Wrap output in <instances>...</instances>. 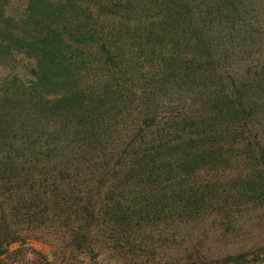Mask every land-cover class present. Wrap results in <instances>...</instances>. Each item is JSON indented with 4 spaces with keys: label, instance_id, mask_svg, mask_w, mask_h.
Masks as SVG:
<instances>
[{
    "label": "rangeland",
    "instance_id": "1",
    "mask_svg": "<svg viewBox=\"0 0 264 264\" xmlns=\"http://www.w3.org/2000/svg\"><path fill=\"white\" fill-rule=\"evenodd\" d=\"M68 1L30 15L0 0V264H204L264 246V0ZM214 127L231 145L195 160Z\"/></svg>",
    "mask_w": 264,
    "mask_h": 264
},
{
    "label": "trees",
    "instance_id": "2",
    "mask_svg": "<svg viewBox=\"0 0 264 264\" xmlns=\"http://www.w3.org/2000/svg\"><path fill=\"white\" fill-rule=\"evenodd\" d=\"M69 2L70 1L66 0V3H69ZM28 3L29 4H27V10L29 11L30 15H32L31 11L34 9V6H36L37 10H39L38 6H40L41 11L44 10L46 7L43 0H30V2ZM61 4H62V1L58 3L57 7H60ZM52 7H51L52 8L51 15L54 16L58 9L57 10L54 9V5ZM50 9L48 10L49 13H50ZM28 11L26 12L28 13ZM58 14H61V16H63L59 10H58ZM45 26H48V25H45ZM45 26L42 28L43 30H41L42 33L44 31L46 32L44 34V39H50L51 41L54 38V40H56L58 38L57 29L55 27L50 28V29L49 28L45 29ZM229 95L230 94L224 92L221 95H219L218 98H215L214 102L219 107V110L217 111H218L220 118L225 121L224 130L222 131L220 130V134L224 135L226 140H229L228 142L234 143L236 140L241 139L244 135L241 125H240L241 123H243V118H242V113H239L238 111L234 109L233 101L231 102V98ZM54 102H59V100H55ZM244 111L245 110H241V112L243 113ZM209 134L212 137V141L216 140V142L215 143L212 142L211 145H208L204 149H200L203 146H201L199 149H193L196 152L195 155H192L193 157H195V160L201 159V158L203 159L216 158L217 155L219 154V149L221 152L222 148L226 146V143L228 146L231 145V143H228V142L219 143L217 141V139L219 138L218 137L219 132H217L215 127L213 131L211 129L209 130ZM243 140L245 141V139ZM187 154L188 153L185 152L186 157H187ZM259 156H261V158L264 159V153H262L261 150L259 151ZM144 160H145L144 157H141L140 159L137 160L138 164L141 165L144 162ZM181 162L184 163V160H182ZM180 165H183V164H180ZM12 242L13 241H9V243L7 242L3 244L0 243V255L7 253L9 244H11ZM31 253L37 256V264H51L48 261V259L45 256L41 255L40 253H34L33 251H31ZM204 264H264V246H260V247H257L256 249H252L250 251H244V252H241L235 255L232 254V255L221 257V258L213 259Z\"/></svg>",
    "mask_w": 264,
    "mask_h": 264
}]
</instances>
